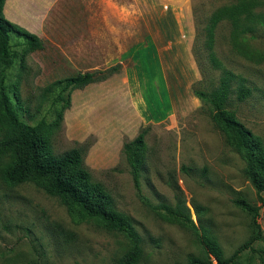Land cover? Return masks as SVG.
<instances>
[{
	"label": "rangeland",
	"instance_id": "374dc122",
	"mask_svg": "<svg viewBox=\"0 0 264 264\" xmlns=\"http://www.w3.org/2000/svg\"><path fill=\"white\" fill-rule=\"evenodd\" d=\"M227 1L191 0L193 25L195 21L203 25L211 11ZM68 6L72 8L71 14L54 13L58 9L54 11L52 5H46L40 14L44 22L39 37L44 40V46L23 57L24 69H20L19 62L23 40L10 32V48L15 60L5 68L4 81L7 85L18 84L21 99L33 115L28 119L27 113L23 114L22 120L33 124L41 118H54L55 108L62 103V100L54 102L59 88L43 98L42 88L55 78L73 75L75 69H81V58L87 61L84 65L87 68L120 63V70L114 72L116 76L112 78L124 84L122 92L128 91V81L138 85L131 88V92H136L138 99L140 92L146 113L152 119L163 117L169 109L165 80L151 58V49H139L146 42L140 41V46L132 47L135 42H128L123 36L130 26L118 24L104 25V42L92 41L96 27L78 23V12H81L78 2ZM16 8L14 0L6 1L10 16L15 17ZM252 8L264 11V1ZM123 12L124 16L140 18L139 2L134 10ZM217 24L213 45L216 58L223 68L243 77L250 91L244 100H238L236 93L231 92L224 108L258 136L264 148V37L244 40L247 48L260 57L247 59L232 50L228 20L223 17ZM195 33L194 30V37ZM203 39L204 34L199 35L197 41L193 39L192 59L195 62L197 58L199 66L194 65L200 77L193 86L208 94L217 83L220 68L207 59L208 49L203 46ZM100 44L109 54L97 59L96 51L102 50ZM109 45L115 50H109ZM103 92L97 85L71 92V104L63 110L62 118L52 131L51 145L56 153L77 143L86 145L83 162L92 180L105 185L115 209L140 237L141 255L136 264H188L191 258H205L204 234L213 236L223 257L229 258L252 235L249 214L234 203L237 198L259 206L256 219L263 238L253 242L255 251H241L234 264H261L264 200L259 194L264 199V190L258 194L246 178L245 160L228 144L213 119L211 102L203 98L199 106L174 122L165 118L159 123H141L134 130L135 123L131 128L123 126L122 121L128 117L127 109L122 104L110 106V101L105 102L107 95L102 97ZM88 93L93 97L90 103L86 102ZM62 94L64 98L67 95L65 90ZM36 106L38 111H35ZM113 108L117 112H113ZM86 117L95 127L106 125L103 122L111 118L119 133L103 132L102 126L87 134L81 126L82 118ZM146 126V155L138 179L140 191H137L122 145L134 138L140 127ZM130 247V238L124 232L107 228L93 218L78 219L59 195L31 181L11 186L0 179V264H121ZM211 257L216 264L214 256Z\"/></svg>",
	"mask_w": 264,
	"mask_h": 264
},
{
	"label": "trees",
	"instance_id": "16d2710c",
	"mask_svg": "<svg viewBox=\"0 0 264 264\" xmlns=\"http://www.w3.org/2000/svg\"><path fill=\"white\" fill-rule=\"evenodd\" d=\"M5 0H0V179L11 186L24 181H31L50 193L57 194L67 207L74 211L80 220L93 218L105 227L114 231L124 232L130 238L131 247L122 258L121 264H136L140 255V237L128 226L126 218L118 212L112 201V196L104 184L92 180L89 170L84 164L86 145L76 146L59 153L52 149L51 135L62 118V112L71 104V92L84 88L92 82L103 80L120 70V63L114 62L104 67L78 72L71 76L55 78L42 88V98L59 88L54 102L62 100L56 107L55 116L51 120L44 118L33 124L22 120V115L32 119L26 103L21 99L18 84L7 85L4 81L5 68L15 60V53L10 48V32L22 38L23 49L19 54L20 69H24L23 57L35 50L42 49L44 40L37 34L9 20L3 13ZM264 0H228L211 11L210 17L203 25L195 21V37L204 34L203 46L208 49L207 59L214 67L220 68L217 83L210 92L204 93L192 87L194 95L201 101L207 98L213 105L212 117L224 133L228 144L245 160L244 174L259 194L264 190V148L258 136L248 130L224 106L231 92L236 93L238 100H244L249 94L245 79L238 77L229 69L223 68L216 58L213 45L215 42L217 21L228 20L231 27V46L233 52L247 59H259L244 41L247 38L264 37V11H255L253 5ZM195 57V63L199 66ZM200 70V67H199ZM201 71V70H200ZM235 84V88L232 86ZM66 91L64 98L62 91ZM12 91V93H11ZM38 111V107H35ZM146 127H140L137 135L124 141L122 152L129 165L132 183L140 191L138 179L146 155ZM260 199L264 200L262 196ZM234 203L249 214L251 237L237 248L229 258H224L218 242L213 236L204 234L202 246L206 253L204 258H191L188 264H234L238 254L244 249L255 251L253 242L262 239L261 228L257 221L259 206L252 205L243 198H237ZM191 225L192 222L190 221ZM264 264V256H261Z\"/></svg>",
	"mask_w": 264,
	"mask_h": 264
},
{
	"label": "crops",
	"instance_id": "0c3cea01",
	"mask_svg": "<svg viewBox=\"0 0 264 264\" xmlns=\"http://www.w3.org/2000/svg\"><path fill=\"white\" fill-rule=\"evenodd\" d=\"M6 1L8 0L3 2L2 7L4 15L9 20L38 36H42V28L40 27L44 22V17H41L40 14L47 8V4L52 5L54 11L58 9L54 13L63 12L62 14H64L66 12L71 14L72 8L70 9L68 5L78 2L81 7V12H78V15H80L78 16V23L83 26L96 27V36H94L95 38L92 41L102 40L104 42V25L118 24L130 26V29L126 30L127 34L123 36L128 42H135L132 47L140 46L139 44L142 41L146 42L139 49L143 48L146 51L149 48L151 49V58L157 63L160 75L165 80L169 109H167L163 117L152 119L150 114L146 113V103L141 98L140 92L139 99L136 92H131V88H138V85L135 86L128 81V91L122 92L121 87L125 88L122 86L124 84L112 78L116 76V73H112L103 80L92 82L85 86V88H88L91 85H97L99 90L100 88L104 90L102 97L107 95L105 98L106 103L110 101V106L113 104L120 106L122 104L127 109L128 117H126V121H122L124 127L131 128L135 123L134 130H136L141 123H159L165 118L174 122L180 115L188 113L199 106L200 100L194 95L192 90L193 84L200 77L192 59L195 29L191 15V0H14L17 7L13 11L15 17L7 13ZM138 2L141 11L140 18L124 16L123 11L134 10L135 4ZM121 14H123L122 17L120 16ZM138 32L139 37L137 36ZM114 36L112 37L113 43L115 41ZM113 46L115 45L113 44L112 48ZM100 48H102L100 52L96 51L95 56L97 59L109 54L108 51L105 52L103 44H100ZM112 48L109 45V50ZM112 50L114 51L115 48ZM85 58L87 60L88 54L85 55ZM79 65L81 69H75L74 74L98 67V64H96L87 68L84 66L87 65V61L85 62L83 58H81ZM143 78L146 80L144 82L146 84V75ZM144 83H142L143 86L145 85ZM89 95L88 93L87 103H90L93 99ZM96 97L100 99L99 94ZM114 111L117 112L115 108H113ZM103 123L106 125H102L104 127L102 129L100 125L93 126L88 117L81 120V126L84 127L87 134L97 128H101L103 132L119 133L120 129L117 128L116 122L112 121L111 118H108Z\"/></svg>",
	"mask_w": 264,
	"mask_h": 264
}]
</instances>
